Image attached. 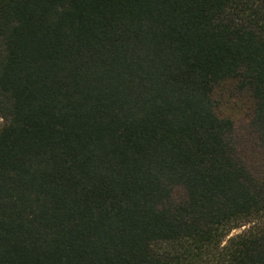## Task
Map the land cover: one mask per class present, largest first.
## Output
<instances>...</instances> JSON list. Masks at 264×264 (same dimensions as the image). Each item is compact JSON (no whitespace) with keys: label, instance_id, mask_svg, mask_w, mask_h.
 <instances>
[{"label":"trees","instance_id":"16d2710c","mask_svg":"<svg viewBox=\"0 0 264 264\" xmlns=\"http://www.w3.org/2000/svg\"><path fill=\"white\" fill-rule=\"evenodd\" d=\"M0 118V264H264V0H0Z\"/></svg>","mask_w":264,"mask_h":264},{"label":"rangeland","instance_id":"374dc122","mask_svg":"<svg viewBox=\"0 0 264 264\" xmlns=\"http://www.w3.org/2000/svg\"><path fill=\"white\" fill-rule=\"evenodd\" d=\"M237 114V120H236V127H237V138L239 141L246 140L247 142L251 141V135L248 130L247 126V117L245 112H235ZM2 123V120L0 118V124ZM238 232V230H235L233 233Z\"/></svg>","mask_w":264,"mask_h":264}]
</instances>
